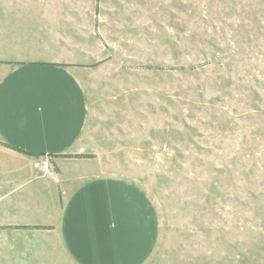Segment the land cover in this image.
Returning a JSON list of instances; mask_svg holds the SVG:
<instances>
[{"label":"rangeland","instance_id":"1","mask_svg":"<svg viewBox=\"0 0 264 264\" xmlns=\"http://www.w3.org/2000/svg\"><path fill=\"white\" fill-rule=\"evenodd\" d=\"M49 22L80 63L84 174L158 219L143 264H264V0H0L5 35ZM45 240L38 264H74Z\"/></svg>","mask_w":264,"mask_h":264},{"label":"crops","instance_id":"2","mask_svg":"<svg viewBox=\"0 0 264 264\" xmlns=\"http://www.w3.org/2000/svg\"><path fill=\"white\" fill-rule=\"evenodd\" d=\"M34 30L0 32V50L29 51L0 57V264H38L40 237L74 264H143L158 234L152 205L130 182L84 174L92 157L77 153L88 119L80 63L56 52L71 37L54 22ZM68 165L78 173L64 175Z\"/></svg>","mask_w":264,"mask_h":264},{"label":"built area","instance_id":"3","mask_svg":"<svg viewBox=\"0 0 264 264\" xmlns=\"http://www.w3.org/2000/svg\"><path fill=\"white\" fill-rule=\"evenodd\" d=\"M77 153L78 154H83L84 153V149L83 148H78L77 149ZM40 170L42 173H46L47 170H48V163L46 161H43L41 164H40Z\"/></svg>","mask_w":264,"mask_h":264},{"label":"trees","instance_id":"4","mask_svg":"<svg viewBox=\"0 0 264 264\" xmlns=\"http://www.w3.org/2000/svg\"><path fill=\"white\" fill-rule=\"evenodd\" d=\"M9 148H11V147H9ZM11 149H13V150H16L17 151V149L16 148H11ZM20 152V151H19ZM52 156V155H51ZM38 157H40V155L38 156ZM60 157V156H59ZM61 157H63V158H67L68 156L67 155H63V156H61Z\"/></svg>","mask_w":264,"mask_h":264}]
</instances>
